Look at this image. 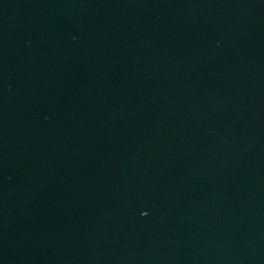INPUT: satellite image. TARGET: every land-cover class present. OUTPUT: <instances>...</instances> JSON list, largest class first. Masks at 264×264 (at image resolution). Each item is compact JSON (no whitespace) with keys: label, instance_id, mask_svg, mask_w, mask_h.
I'll return each instance as SVG.
<instances>
[{"label":"water","instance_id":"obj_1","mask_svg":"<svg viewBox=\"0 0 264 264\" xmlns=\"http://www.w3.org/2000/svg\"><path fill=\"white\" fill-rule=\"evenodd\" d=\"M0 264H264V0H0Z\"/></svg>","mask_w":264,"mask_h":264}]
</instances>
